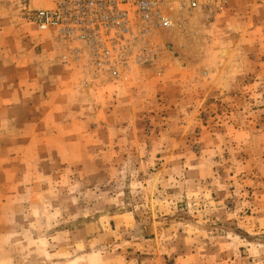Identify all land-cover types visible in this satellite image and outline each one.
Listing matches in <instances>:
<instances>
[{
  "label": "rangeland",
  "instance_id": "374dc122",
  "mask_svg": "<svg viewBox=\"0 0 264 264\" xmlns=\"http://www.w3.org/2000/svg\"><path fill=\"white\" fill-rule=\"evenodd\" d=\"M223 5L112 84L0 0V264H264V0Z\"/></svg>",
  "mask_w": 264,
  "mask_h": 264
},
{
  "label": "built area",
  "instance_id": "2783aa9c",
  "mask_svg": "<svg viewBox=\"0 0 264 264\" xmlns=\"http://www.w3.org/2000/svg\"><path fill=\"white\" fill-rule=\"evenodd\" d=\"M18 0L26 20L54 30L85 82L117 84L133 70L154 66L163 56L162 38L198 19L212 23L226 0H51L34 7Z\"/></svg>",
  "mask_w": 264,
  "mask_h": 264
},
{
  "label": "crops",
  "instance_id": "0c3cea01",
  "mask_svg": "<svg viewBox=\"0 0 264 264\" xmlns=\"http://www.w3.org/2000/svg\"><path fill=\"white\" fill-rule=\"evenodd\" d=\"M37 1H38V0H37ZM35 2H36V1H35ZM51 4H52V3H51ZM51 4H49V5H51ZM40 5L43 6V7L49 6L48 3L45 2V1H44V2H41ZM0 26H1V25H0ZM0 28H1V27H0ZM0 33H1V31H0ZM26 39H27V37H26ZM0 41H3V42H2L3 44H6V43L8 44V42L11 41V40L9 39V37H6V36H4V37H3V36H0ZM259 41H260V40H259ZM53 45H54V48H56V52L52 54V57H53V56H58V57H59V56L61 55V52H62V51H61V45H60V43H59L57 40H56L55 42H53ZM261 46H264V44H262ZM10 56H11V54H10Z\"/></svg>",
  "mask_w": 264,
  "mask_h": 264
},
{
  "label": "bare ground",
  "instance_id": "6f19581e",
  "mask_svg": "<svg viewBox=\"0 0 264 264\" xmlns=\"http://www.w3.org/2000/svg\"><path fill=\"white\" fill-rule=\"evenodd\" d=\"M38 29V28H37Z\"/></svg>",
  "mask_w": 264,
  "mask_h": 264
}]
</instances>
